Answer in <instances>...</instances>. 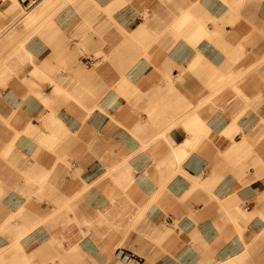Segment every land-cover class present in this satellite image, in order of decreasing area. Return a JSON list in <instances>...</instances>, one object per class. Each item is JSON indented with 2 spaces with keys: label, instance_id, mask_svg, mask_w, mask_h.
Listing matches in <instances>:
<instances>
[{
  "label": "crops",
  "instance_id": "1",
  "mask_svg": "<svg viewBox=\"0 0 264 264\" xmlns=\"http://www.w3.org/2000/svg\"><path fill=\"white\" fill-rule=\"evenodd\" d=\"M14 1L0 264H264V0Z\"/></svg>",
  "mask_w": 264,
  "mask_h": 264
},
{
  "label": "bare ground",
  "instance_id": "2",
  "mask_svg": "<svg viewBox=\"0 0 264 264\" xmlns=\"http://www.w3.org/2000/svg\"><path fill=\"white\" fill-rule=\"evenodd\" d=\"M45 0L41 1L40 3L44 2ZM14 2L19 3V0H15ZM21 3V2H20ZM22 6V8L24 9L23 5L20 4ZM38 6V4L34 7H32L30 10H25V12L27 11L28 13H30L28 16V19H32L34 13H32L35 8ZM26 12V13H27ZM194 12L192 10H190L189 8L186 9V11L183 13V20H181L180 22H174V26L176 27V29H182V30H189L191 27H194L195 29H199L202 30L205 28V23L204 21H202L201 19H198L195 14H193ZM199 61V59L197 58L196 60H194V63H197ZM202 126V122L200 119H197L195 122V127H201Z\"/></svg>",
  "mask_w": 264,
  "mask_h": 264
},
{
  "label": "rangeland",
  "instance_id": "3",
  "mask_svg": "<svg viewBox=\"0 0 264 264\" xmlns=\"http://www.w3.org/2000/svg\"><path fill=\"white\" fill-rule=\"evenodd\" d=\"M40 3H38V5H39ZM27 12V11H26ZM25 12V10L23 9V12H22V14L24 15V14H28V12L26 13ZM90 64V63H89ZM184 72H185V70H183V73H182V76L184 75ZM215 79H216V81H217V83H218V85L217 86H215V88H220L221 89V83H222V77H220V75H218V76H216L215 77ZM226 81H227V79H226ZM225 82V81H224ZM3 199V198H2ZM2 199H0V201L2 200ZM33 199H35L37 202H42V201H44L42 198H33ZM9 219H6V221H8ZM8 223V222H7ZM133 256H131L130 258H132ZM129 257L128 258H125L124 260L126 261V262H129V259H130ZM131 264H139V260L138 259H136L135 258V261H134V263H132V262H130ZM129 263V264H130Z\"/></svg>",
  "mask_w": 264,
  "mask_h": 264
},
{
  "label": "built area",
  "instance_id": "4",
  "mask_svg": "<svg viewBox=\"0 0 264 264\" xmlns=\"http://www.w3.org/2000/svg\"><path fill=\"white\" fill-rule=\"evenodd\" d=\"M21 4L23 5L25 10H30L32 7L36 6L38 3H40L43 0H19ZM3 0H0V7L2 5ZM135 257H132L129 259V262L134 263Z\"/></svg>",
  "mask_w": 264,
  "mask_h": 264
}]
</instances>
